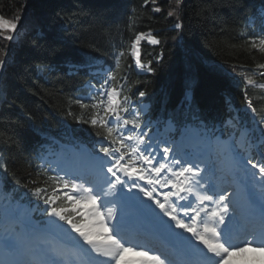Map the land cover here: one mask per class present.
<instances>
[{
  "label": "trees",
  "instance_id": "obj_1",
  "mask_svg": "<svg viewBox=\"0 0 264 264\" xmlns=\"http://www.w3.org/2000/svg\"><path fill=\"white\" fill-rule=\"evenodd\" d=\"M157 6L159 13L152 11ZM175 7L176 0H0V15L12 19L20 10L22 17L16 40L0 38L8 53L0 68V165L7 166L0 176L14 198L37 178L29 156L42 133L64 137L73 130L84 143L101 140L76 119L89 112L72 102L89 80L90 63H111L122 96L142 91L154 111L176 121L234 115L246 107L245 91L264 109V89H245L243 75L264 83L255 67L264 54L246 43L263 35L264 0H184L179 18L168 17ZM148 31L161 43L142 45V62L151 60L154 71L138 74L129 49L135 34Z\"/></svg>",
  "mask_w": 264,
  "mask_h": 264
},
{
  "label": "snow or ice",
  "instance_id": "obj_2",
  "mask_svg": "<svg viewBox=\"0 0 264 264\" xmlns=\"http://www.w3.org/2000/svg\"><path fill=\"white\" fill-rule=\"evenodd\" d=\"M144 2L148 4V0ZM183 2L176 0V7L169 10L167 16L179 18ZM152 3L155 4L156 0H152ZM152 11L159 13L162 9L157 6ZM19 12L12 19L0 15V38L7 41L18 38L22 18ZM175 27L180 28L181 24L177 23ZM142 41L150 45H159L161 41L152 31L139 32L130 45L129 51L136 66L153 72L151 60L142 62ZM246 43L250 49L264 54V35L250 37ZM7 55L6 50L0 49V68L7 63ZM124 55L122 51L116 57L117 70ZM255 67L264 77V63H258ZM243 75L245 89L248 86L264 89V84H257L253 76ZM116 82L115 72H109L107 79L96 89L97 95L88 97L90 102L86 103L83 98L72 101L89 112L88 119L83 116L76 119L91 124L96 129V136L101 138L98 151L103 154L101 159L108 158L106 173L111 177L105 180L107 190L88 186V182L79 177H48L41 181L42 173L37 172V178L31 180V194L47 206L44 209L47 216L70 225L79 241L75 242L73 250L62 249L42 238L26 244L22 240V233L17 230L18 226L32 232L44 233L47 230L40 229L26 213L13 214L8 226L0 230V264H251L246 259L237 262L234 258L248 250L264 253V152L259 159H254L241 157L240 150L256 146L264 148V109L258 111L245 91L246 107L252 114L255 127L245 130L241 141H215L231 161L243 165L244 171L259 184L261 190L258 213L255 208L249 207L252 228L245 232L243 239H238L233 228V217L229 215L230 204H233L231 197L235 194H201L205 191L201 181L206 169L184 161L183 157L170 159L176 153L167 146L162 147L158 154L149 151L150 145L145 142L147 133L141 129L139 113L132 119L121 115V112H129V97L123 96L121 99V89L116 87ZM92 87L96 88L95 85ZM144 95V92H139V96ZM128 125H132V128L128 129ZM125 130L127 135H124ZM257 131L259 137L256 136ZM157 155L162 159L158 160ZM0 167L7 172L6 165ZM140 181H146V184ZM15 182L18 185L21 183L19 179ZM23 187L29 188V185L24 184ZM118 187H127L129 192L137 189L168 217L167 221H159L158 230L163 239L154 246H149L152 242L134 243L119 223L110 224L117 218L115 207L101 211V207L107 203L104 198ZM158 188L170 190L158 192ZM180 201L187 203L180 204ZM55 223L48 221L50 225ZM175 229L183 231L177 232ZM184 233L189 235L185 236ZM129 254L136 258H131Z\"/></svg>",
  "mask_w": 264,
  "mask_h": 264
},
{
  "label": "rangeland",
  "instance_id": "obj_3",
  "mask_svg": "<svg viewBox=\"0 0 264 264\" xmlns=\"http://www.w3.org/2000/svg\"><path fill=\"white\" fill-rule=\"evenodd\" d=\"M136 68H137V69H140V68H138L137 66H136ZM222 153H223V152H222ZM223 154H224V153H223ZM223 154H222V165H223V167L228 168L227 165H230V166H231L230 168H232L233 166H235V165H234V164H235L234 161H231L230 158H229L227 155H226V158H225L224 161H223ZM97 161H98V160H92V163H91V166H90L91 169H95V164H96ZM224 162H225L226 166H225ZM101 211L103 212V211H105V210H101ZM17 213H19V212H18V211H15V214H17ZM19 214H22V212H20ZM246 260H248V261H250V262L257 261L258 264H264V259L255 258L254 255L251 254V253H247V258H246Z\"/></svg>",
  "mask_w": 264,
  "mask_h": 264
},
{
  "label": "bare ground",
  "instance_id": "obj_4",
  "mask_svg": "<svg viewBox=\"0 0 264 264\" xmlns=\"http://www.w3.org/2000/svg\"><path fill=\"white\" fill-rule=\"evenodd\" d=\"M243 189H244L245 191H249V190H250V188L245 187V186L243 187ZM212 190H214V189H212ZM207 192H209V190H208ZM239 208L241 209L242 206L239 205ZM147 224H148L149 226H153V225H151L148 221H147ZM255 253H257L259 256H261L262 258H264V253H261V252H255Z\"/></svg>",
  "mask_w": 264,
  "mask_h": 264
}]
</instances>
